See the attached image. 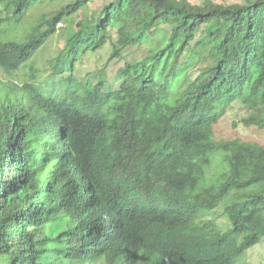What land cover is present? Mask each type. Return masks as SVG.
<instances>
[{"label": "trees", "instance_id": "obj_1", "mask_svg": "<svg viewBox=\"0 0 264 264\" xmlns=\"http://www.w3.org/2000/svg\"><path fill=\"white\" fill-rule=\"evenodd\" d=\"M45 1L0 0V27ZM64 1L20 42L0 32V264H238L264 239V147L214 128L240 103L264 130V0ZM108 45L145 48L119 87L80 69Z\"/></svg>", "mask_w": 264, "mask_h": 264}, {"label": "rangeland", "instance_id": "obj_2", "mask_svg": "<svg viewBox=\"0 0 264 264\" xmlns=\"http://www.w3.org/2000/svg\"><path fill=\"white\" fill-rule=\"evenodd\" d=\"M112 0H95L90 6V11L100 12L104 5L110 3ZM195 4H202L204 0H191ZM218 2L237 3L243 2L242 0H217ZM66 2L64 0L56 1H45L35 3L31 10L24 18L22 25L17 28L14 26L5 28L0 27L1 30H7L11 40H24L27 35L31 33L36 24L44 16H51L54 11L64 6ZM38 25V24H37ZM67 30L59 32L53 38L50 39L49 43L40 50L41 53L37 56L36 65L44 74H40L42 79L53 77V81L59 82L62 80V68H57L56 55L57 52L64 48L66 42ZM111 47L108 45L98 52H89L85 60L80 64V69L84 76L91 75V79L94 81L105 80L107 87H119L123 80L118 75L119 70L124 67L125 61L129 60H140L145 55V48L130 49L126 52L123 60L121 61H110L108 60L111 54ZM56 69L61 72L53 74L52 70ZM197 68L191 69L189 75L195 77ZM29 72V70H26ZM58 74V75H57ZM39 75V76H40ZM249 111L242 104H234L231 110L225 115L218 125L215 126V137L217 141L222 140H234L239 139L243 142L259 144L264 147V130L258 127H245L241 120L246 118ZM238 125L235 127L234 124ZM217 164V163H216ZM217 165H215L209 171V176L215 174ZM215 216H218V223L224 228L229 227L227 216L224 214L223 209H219ZM238 264H264V239L263 241L246 254Z\"/></svg>", "mask_w": 264, "mask_h": 264}, {"label": "clouds", "instance_id": "obj_3", "mask_svg": "<svg viewBox=\"0 0 264 264\" xmlns=\"http://www.w3.org/2000/svg\"><path fill=\"white\" fill-rule=\"evenodd\" d=\"M262 241H263V240H262ZM262 241H261V242H262ZM261 242H260V243H261ZM260 243H259V244H260ZM259 244H258V245H259ZM258 245H257V246H258ZM255 247H256V246H255ZM252 249H253V248H252ZM250 250H251V249H250ZM250 250H249V251H250ZM247 253H248V252H247ZM245 256H246V255H245Z\"/></svg>", "mask_w": 264, "mask_h": 264}]
</instances>
